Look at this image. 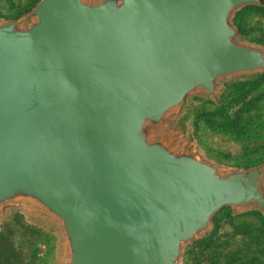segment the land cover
I'll list each match as a JSON object with an SVG mask.
<instances>
[{"label":"water","instance_id":"water-1","mask_svg":"<svg viewBox=\"0 0 264 264\" xmlns=\"http://www.w3.org/2000/svg\"><path fill=\"white\" fill-rule=\"evenodd\" d=\"M260 0H40L0 24V217L59 228L56 264H178L224 208L264 214V165L209 163L189 96L264 71L235 11Z\"/></svg>","mask_w":264,"mask_h":264},{"label":"rangeland","instance_id":"rangeland-1","mask_svg":"<svg viewBox=\"0 0 264 264\" xmlns=\"http://www.w3.org/2000/svg\"><path fill=\"white\" fill-rule=\"evenodd\" d=\"M40 0H0V24L17 21ZM230 20L237 42L264 47V0ZM216 100L186 98L173 126L190 136L200 156L232 171L264 165V71L218 79ZM264 191V179L262 180ZM59 228L43 216L7 208L0 217V264H56ZM178 264H264V214L257 207L222 209L212 228L183 246Z\"/></svg>","mask_w":264,"mask_h":264},{"label":"trees","instance_id":"trees-1","mask_svg":"<svg viewBox=\"0 0 264 264\" xmlns=\"http://www.w3.org/2000/svg\"><path fill=\"white\" fill-rule=\"evenodd\" d=\"M248 7H251V6H248ZM253 7V6H252Z\"/></svg>","mask_w":264,"mask_h":264}]
</instances>
